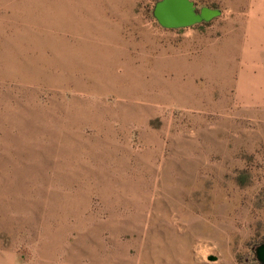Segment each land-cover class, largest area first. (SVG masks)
I'll return each instance as SVG.
<instances>
[{
    "label": "rangeland",
    "instance_id": "rangeland-1",
    "mask_svg": "<svg viewBox=\"0 0 264 264\" xmlns=\"http://www.w3.org/2000/svg\"><path fill=\"white\" fill-rule=\"evenodd\" d=\"M157 1L0 0V264L257 263L248 0H191L220 16L175 30Z\"/></svg>",
    "mask_w": 264,
    "mask_h": 264
},
{
    "label": "crops",
    "instance_id": "crops-1",
    "mask_svg": "<svg viewBox=\"0 0 264 264\" xmlns=\"http://www.w3.org/2000/svg\"><path fill=\"white\" fill-rule=\"evenodd\" d=\"M248 3L240 63L233 88L234 101L246 108L251 103H264V66L260 65L264 54V0H248Z\"/></svg>",
    "mask_w": 264,
    "mask_h": 264
},
{
    "label": "water",
    "instance_id": "water-1",
    "mask_svg": "<svg viewBox=\"0 0 264 264\" xmlns=\"http://www.w3.org/2000/svg\"><path fill=\"white\" fill-rule=\"evenodd\" d=\"M218 9L202 7L197 10L191 0H159L154 4L152 17L164 29H181L208 23L220 16ZM256 264H264V243L255 248ZM209 260H216L210 257Z\"/></svg>",
    "mask_w": 264,
    "mask_h": 264
},
{
    "label": "trees",
    "instance_id": "trees-1",
    "mask_svg": "<svg viewBox=\"0 0 264 264\" xmlns=\"http://www.w3.org/2000/svg\"><path fill=\"white\" fill-rule=\"evenodd\" d=\"M204 24H206V23H204Z\"/></svg>",
    "mask_w": 264,
    "mask_h": 264
}]
</instances>
